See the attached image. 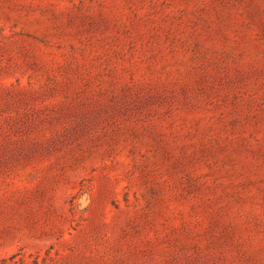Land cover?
Here are the masks:
<instances>
[{
    "label": "rangeland",
    "instance_id": "1",
    "mask_svg": "<svg viewBox=\"0 0 264 264\" xmlns=\"http://www.w3.org/2000/svg\"><path fill=\"white\" fill-rule=\"evenodd\" d=\"M0 264H264V0H0Z\"/></svg>",
    "mask_w": 264,
    "mask_h": 264
}]
</instances>
